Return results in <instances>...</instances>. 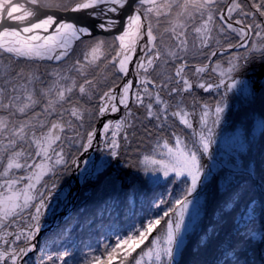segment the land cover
I'll use <instances>...</instances> for the list:
<instances>
[{
    "label": "snow or ice",
    "instance_id": "1",
    "mask_svg": "<svg viewBox=\"0 0 264 264\" xmlns=\"http://www.w3.org/2000/svg\"><path fill=\"white\" fill-rule=\"evenodd\" d=\"M0 264H264V0H0Z\"/></svg>",
    "mask_w": 264,
    "mask_h": 264
},
{
    "label": "rangeland",
    "instance_id": "2",
    "mask_svg": "<svg viewBox=\"0 0 264 264\" xmlns=\"http://www.w3.org/2000/svg\"><path fill=\"white\" fill-rule=\"evenodd\" d=\"M97 155H98V154H97ZM72 180L74 181V183H75V187H76V188H79V187L81 186V183H82L81 178H80L76 173H75V178H73ZM92 186H94L93 182H92V181H89V182L84 186V188H85V187H86V188H90V187H92ZM73 190H75V188H74Z\"/></svg>",
    "mask_w": 264,
    "mask_h": 264
},
{
    "label": "water",
    "instance_id": "3",
    "mask_svg": "<svg viewBox=\"0 0 264 264\" xmlns=\"http://www.w3.org/2000/svg\"><path fill=\"white\" fill-rule=\"evenodd\" d=\"M73 178H75V173H73V175H72V179H73Z\"/></svg>",
    "mask_w": 264,
    "mask_h": 264
},
{
    "label": "trees",
    "instance_id": "4",
    "mask_svg": "<svg viewBox=\"0 0 264 264\" xmlns=\"http://www.w3.org/2000/svg\"><path fill=\"white\" fill-rule=\"evenodd\" d=\"M237 118H238V116H237ZM87 189H88V188L85 187V190H87ZM93 239H94V238H93Z\"/></svg>",
    "mask_w": 264,
    "mask_h": 264
}]
</instances>
